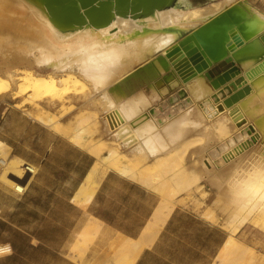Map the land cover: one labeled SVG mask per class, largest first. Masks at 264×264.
Returning <instances> with one entry per match:
<instances>
[{
    "label": "bare ground",
    "instance_id": "obj_1",
    "mask_svg": "<svg viewBox=\"0 0 264 264\" xmlns=\"http://www.w3.org/2000/svg\"><path fill=\"white\" fill-rule=\"evenodd\" d=\"M115 1L70 0L53 17L46 0H0V101L55 106L59 113L49 112L57 121L81 104L73 128L63 132L96 157L75 195L78 203L91 197L108 170L138 174L165 200L172 194L166 186L173 177L169 173L186 174L174 176L178 178L172 188L191 186L202 177L216 188L213 204L228 230L218 258L224 264H264L262 254L234 239L248 223L264 231V69L245 75L243 85L250 90L229 105L211 98L210 81L205 80L208 69L225 55L236 53L241 58L237 65L246 71L259 64L264 10L250 0H164L145 9L148 0H121L117 7ZM223 14L232 26L208 44H198L201 61L192 63L187 56L185 63L181 47L173 45ZM234 33L243 42L231 51L226 41ZM254 39L259 48H243ZM25 114L52 124L48 116ZM85 126L99 132L98 143L86 138ZM111 132L112 140L106 142L104 134ZM195 140L194 150H188ZM120 144L127 147L125 152ZM146 157H153L152 174L144 173ZM9 158L0 150L1 180L23 191L24 185L8 175L23 178L35 168ZM185 159L187 167L182 165ZM161 207L138 238L118 241L105 264H118L121 249L129 250L131 262L153 242L162 218L171 211ZM206 216L218 215L210 210ZM90 229L96 232L98 226ZM6 251L0 245V255Z\"/></svg>",
    "mask_w": 264,
    "mask_h": 264
},
{
    "label": "crops",
    "instance_id": "obj_2",
    "mask_svg": "<svg viewBox=\"0 0 264 264\" xmlns=\"http://www.w3.org/2000/svg\"><path fill=\"white\" fill-rule=\"evenodd\" d=\"M254 1L264 5V0ZM263 46L260 50H264ZM236 57L232 61L239 64L241 58ZM260 58L256 60L259 63L264 60V55ZM240 68L237 75L217 89L208 81L218 71L205 77L214 101H221L244 84L247 67ZM9 101L13 103L0 102V141L5 156L19 158L32 165L35 171L25 175V181L21 183L23 191L0 180V245L7 247L0 255V264H16L30 256V251L37 249L39 244L46 251L52 249V245L42 241L55 239L63 240L68 250L75 249L76 253L67 250L63 253L71 264H82L86 245L95 240L93 261L86 264H105L104 258L117 250L121 238L136 239L150 226L158 205H163L164 210L171 207V211L162 218L153 242L131 262L129 250L121 249L118 264H224L218 255L228 230L206 216L210 209L204 215L192 211L178 203L180 193L173 200L172 197L165 200L159 190L142 182L138 174L129 177L108 170L91 197L78 203L75 195L96 160L95 155L25 114L14 105V100ZM23 109L28 108L24 106ZM243 124L238 125L239 128ZM152 161L153 157L143 159L144 173L155 172L148 169ZM169 175L182 174L171 172ZM216 218L221 219L220 216ZM95 225L98 226L96 232L90 229ZM244 228L234 236L236 242L264 256V232L244 231ZM229 257L232 259V255Z\"/></svg>",
    "mask_w": 264,
    "mask_h": 264
},
{
    "label": "rangeland",
    "instance_id": "obj_3",
    "mask_svg": "<svg viewBox=\"0 0 264 264\" xmlns=\"http://www.w3.org/2000/svg\"><path fill=\"white\" fill-rule=\"evenodd\" d=\"M193 3H196V0H192ZM254 5L258 6V8L263 9L264 5H260L257 2H255L254 0H250ZM209 75H207L208 78ZM210 80V78H209ZM181 85V83H180ZM182 87V86H180ZM145 92L149 93L148 88L145 87ZM168 96V94L163 95V98H166ZM7 98L1 100L0 102H7V103H13V101H9ZM156 102H159V100H156ZM198 103V102H196ZM200 103V102H199ZM24 106H27L28 109H23ZM81 104H75L73 106L72 111H70L69 113L65 114L64 116L61 117L60 120H55L53 115L49 112V111H55L57 114L59 113L58 109L55 108V106H45V105H41L39 107H35L34 105L31 104H19L18 108H21L23 111H29L31 113V115H41L43 118H45L46 116L51 118V125H47L49 126V128L53 129L54 131L58 132L59 134H63V132L65 130H69L70 127L73 128L74 125V112H76V108L80 107ZM202 108V107H201ZM200 109V107H199ZM92 128H88V127H84V134L86 136L87 139H90L91 141H94L95 143L98 141L99 138V132L98 131H94L91 132ZM111 129H113L111 127ZM64 135V134H63ZM97 135V136H96ZM65 136V135H64ZM198 137V136H197ZM66 138V137H65ZM104 139H106V142H109L110 139L112 140V132L111 133H105L104 134ZM258 140V138H257ZM71 142V141H70ZM256 142V141H255ZM254 142V143H255ZM98 143V142H97ZM185 143L186 140H185ZM184 143V144H185ZM197 143V140H195L194 143H191L187 146L188 150H194V145ZM253 144V143H252ZM252 144L250 145V147L252 146ZM192 147V149H190ZM84 148V147H83ZM121 151L125 152L127 147H124L122 144H120ZM86 149V148H85ZM0 150L2 151V153L5 154V148L0 147ZM186 156V153L184 154ZM187 159H185L184 161H182V165L183 167H187L186 162ZM196 161V160H195ZM198 163V161H196ZM196 162H193V166L194 163L197 164ZM148 168H150L151 170H155V166L153 165H149ZM1 172V170H0ZM180 176H186V174H182ZM178 177H171L170 180H168V182L166 183V186L168 188H171L169 186H174L175 184V180ZM1 180V177H0ZM174 180V181H173ZM192 185L188 186V187H184L183 185H179L172 190V194L170 197H172V200L174 199V196L176 194L180 193V200L178 201L179 204L188 207L189 209H191L192 211L196 212V213H202L204 215V213L207 210H215L216 212V216H220V218H215L212 219V221H214L215 223H220L222 226L225 224V220H223L222 214L220 213L219 210L216 209V207L213 204V200H214V194L216 193V188L213 185H210V183L206 182L202 177H198V180L195 182L193 181L191 183ZM190 188H192V190H190ZM213 197V199H212ZM244 231H252V232H264L262 229H259L257 227H254L251 223L246 224ZM59 235H61V233H59ZM43 243L47 242L48 246L52 245V249H45L44 246L40 245L37 247V249H32L30 251V256H27L26 258L22 259L21 261H18L16 264H71L68 259L69 258H65L63 256V253L65 252V250H67L68 252H72V253H76L75 249L72 250V247L69 248V250L67 249V245H64L65 242L63 240L60 239H55L54 241H42ZM96 243L95 240H93L92 243H89L88 246L86 245V248L84 249L83 252V256H82V264H86L87 262L92 263L93 259L91 258L92 254L95 252L94 249V244ZM66 253V257H68L69 253ZM88 259V261H87ZM28 260V261H26Z\"/></svg>",
    "mask_w": 264,
    "mask_h": 264
},
{
    "label": "water",
    "instance_id": "obj_4",
    "mask_svg": "<svg viewBox=\"0 0 264 264\" xmlns=\"http://www.w3.org/2000/svg\"><path fill=\"white\" fill-rule=\"evenodd\" d=\"M126 1L127 0H123ZM164 0H148V5L143 7L148 8L152 4L161 3ZM47 2V10L48 13H50L53 17H56L59 12H62V8L69 4L70 0H46ZM126 2L124 4H126ZM123 3H121V0L115 1V6L118 5L122 6ZM232 26L231 21H229L227 15H221L218 19H214L211 22L205 23L199 27H197L193 32L194 35L189 34L182 39L179 40L178 44L173 45L172 48H178L181 47V58L185 63H188V61H191L192 63H198L201 61L200 53L197 50L198 44L206 45L210 41L215 39V36H221L225 33V30L227 28H230ZM263 40V39H262ZM242 39L237 36L236 33L231 35V38L226 41V45L228 48L232 51L234 50L237 45L242 44ZM264 44V40H263ZM261 45L257 42V39L253 40L251 43H246L243 45V48H249L254 50V48H259ZM188 56V61H187ZM232 58H237L236 53H233L231 56L225 55L219 61H217L218 64L212 66L208 69V74L211 75L212 71H218L217 75L215 77L210 78V84L214 88H218L222 84H225L227 81L231 79V77H234L240 72V68L237 64H235L232 61ZM223 60V61H222ZM224 62V63H223ZM221 68V69H220ZM264 69V61L260 62L256 67H251L247 71H245V75H250V73H255V71ZM250 90V87L248 85H242L241 87L235 89L232 91L228 96L224 97L222 99V102L225 105H229L230 103L234 102L241 96H243L245 93H247ZM8 177L15 179L16 181L20 183H24L25 177L23 178H17L12 174H9Z\"/></svg>",
    "mask_w": 264,
    "mask_h": 264
},
{
    "label": "trees",
    "instance_id": "obj_5",
    "mask_svg": "<svg viewBox=\"0 0 264 264\" xmlns=\"http://www.w3.org/2000/svg\"><path fill=\"white\" fill-rule=\"evenodd\" d=\"M189 3H193V1L192 0H187ZM204 1H206V0H196V3H201V2H204Z\"/></svg>",
    "mask_w": 264,
    "mask_h": 264
}]
</instances>
